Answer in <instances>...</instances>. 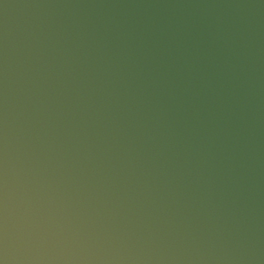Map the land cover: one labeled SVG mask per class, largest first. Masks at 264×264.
<instances>
[{
  "label": "water",
  "instance_id": "95a60500",
  "mask_svg": "<svg viewBox=\"0 0 264 264\" xmlns=\"http://www.w3.org/2000/svg\"><path fill=\"white\" fill-rule=\"evenodd\" d=\"M0 264H264V0H0Z\"/></svg>",
  "mask_w": 264,
  "mask_h": 264
}]
</instances>
